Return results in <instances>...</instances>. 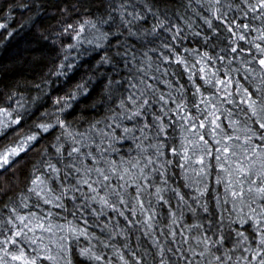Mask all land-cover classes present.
I'll return each mask as SVG.
<instances>
[{"label": "snow or ice", "instance_id": "6c2138e0", "mask_svg": "<svg viewBox=\"0 0 264 264\" xmlns=\"http://www.w3.org/2000/svg\"><path fill=\"white\" fill-rule=\"evenodd\" d=\"M102 4L65 31L103 52V115L83 130L64 116L81 83L0 147V177L23 175L0 187V264H74L80 237L79 264H264V0ZM14 7L35 12L21 30L38 24L43 3ZM22 98L0 93V133L22 124ZM39 133L56 134L41 146Z\"/></svg>", "mask_w": 264, "mask_h": 264}, {"label": "trees", "instance_id": "16d2710c", "mask_svg": "<svg viewBox=\"0 0 264 264\" xmlns=\"http://www.w3.org/2000/svg\"><path fill=\"white\" fill-rule=\"evenodd\" d=\"M25 2L26 0H0L2 9L0 23L7 24L8 31L15 29L18 33L7 43L4 42L3 36H0V93L15 91L22 94L21 102L24 104V109H18L22 112V124L20 126L13 124L4 133H0V147L18 141L25 134L37 132L36 126L40 123L52 122L58 108L55 100L76 92L78 84L86 83V89L74 101H70L71 107L64 113L73 127L83 130V127L87 126L85 121L103 115L108 103L103 90L106 81L101 74L105 69L95 71L96 62L103 52L93 51V46L87 43L77 45L72 29L65 31L69 24L77 27L86 19L98 20L105 11L102 0H37L38 3H43L41 13L37 17L38 24L35 27L26 25L21 30L20 24L35 15L34 11L27 12L23 8L14 7ZM181 12L183 13V9ZM187 15L192 16V13L189 11ZM97 26L100 27L99 24ZM104 27L106 29V26ZM0 32L4 30L0 29ZM83 35L91 39L98 33L86 27ZM185 44L197 47L191 37ZM69 45L77 46L69 49ZM65 55L68 56L67 61H64ZM61 62L71 64L72 67H65L63 69L65 74L57 77L53 73ZM164 91H167L166 87ZM16 99H20V96L17 95ZM7 106V102L0 100V107ZM12 107H17L14 102ZM15 115L16 113H13V117ZM55 134L39 133L40 145L50 142ZM175 136L179 142L181 138L179 126L176 128ZM34 154L35 152L29 155ZM9 178L15 182L19 191L22 188L20 181L23 180V175L17 172V177H11L10 170L0 177V187H3ZM90 231H95L99 235L98 228ZM92 243L95 244V240ZM88 244L89 241L84 237L73 243L74 264H79L83 259L75 253V249L86 247Z\"/></svg>", "mask_w": 264, "mask_h": 264}]
</instances>
